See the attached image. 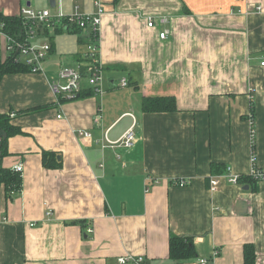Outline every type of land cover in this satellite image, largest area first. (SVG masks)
Listing matches in <instances>:
<instances>
[{"label": "crops", "instance_id": "0c3cea01", "mask_svg": "<svg viewBox=\"0 0 264 264\" xmlns=\"http://www.w3.org/2000/svg\"><path fill=\"white\" fill-rule=\"evenodd\" d=\"M101 1V94L57 104L50 84L84 50L70 30L49 31L41 71L1 78L0 113L13 112L22 133L8 137L0 165L22 170L19 191L0 188V264H120L126 255L190 263L169 258L170 233L191 236L195 256L213 264H244V244L264 264V180L224 179L264 168V0ZM24 4L95 11L93 0H0V14L16 17ZM154 96H173L177 110L141 111ZM130 127L132 147L101 146ZM42 151L61 166L43 167Z\"/></svg>", "mask_w": 264, "mask_h": 264}, {"label": "built area", "instance_id": "2783aa9c", "mask_svg": "<svg viewBox=\"0 0 264 264\" xmlns=\"http://www.w3.org/2000/svg\"><path fill=\"white\" fill-rule=\"evenodd\" d=\"M60 1V0H59ZM95 11L92 13L65 14L59 10L52 14L49 9H35L30 5H22L19 9L18 16L20 26H10L0 18V49L4 54L9 55L15 62L27 67L30 72H39L42 70V62L49 53L51 46L47 39L45 31H54L58 28L63 30H78L80 36L85 40L84 50L79 56L75 67H61L57 74L56 80H52L50 89L57 98V104L60 105L61 100L73 99L80 95L85 89H89L94 94L103 92V75L102 66L99 59V27L101 23V15L104 12V5L101 0H93ZM260 9V8H258ZM165 18L157 20L149 18L147 26L152 27L156 23H166ZM167 30L159 33L160 38H165ZM264 65V60L261 62ZM120 86L127 85V79L122 78L119 82ZM10 112V116H14ZM60 117V114L57 115ZM99 116H95L94 121L99 122ZM76 134L80 137L91 138L89 131L77 129ZM253 133L251 132L252 140ZM106 145L115 143L122 144L124 147H132L135 143V135L132 127L124 132V134L115 141H110L105 137ZM254 154L252 160L254 161ZM16 172H21L22 164L18 163L13 167ZM250 179L254 182L264 180V168L256 166L250 172ZM224 179L231 184H237L239 177L237 175L226 174ZM188 183L186 179L173 180L174 185L185 186ZM220 183L219 176L211 177L209 180L210 190H215ZM47 215L50 211L47 210ZM34 225V224H31ZM91 229L88 228V232ZM213 257L195 256L188 264H213ZM120 264H148L147 260L142 256L126 255L118 257Z\"/></svg>", "mask_w": 264, "mask_h": 264}, {"label": "trees", "instance_id": "16d2710c", "mask_svg": "<svg viewBox=\"0 0 264 264\" xmlns=\"http://www.w3.org/2000/svg\"><path fill=\"white\" fill-rule=\"evenodd\" d=\"M118 0H113V3H116ZM0 18L8 23L10 26H20V20L17 17L4 16L0 14ZM56 30H63V28H58ZM70 32L79 33L78 30H71ZM45 34H49V31L46 30ZM83 42L85 40L83 39ZM2 50L0 49V81L1 78L6 74L28 72L27 67L22 64L15 62L11 56L4 54V57L1 55ZM91 91L87 89L84 94V91L80 95H88ZM63 101V100H61ZM253 105L251 104V117H253ZM40 109V106L29 108L24 110V113H29ZM175 98L173 96H154V97H143L141 100V111L143 112H172L176 111ZM10 112L7 114L0 113V129L4 130L6 133V138L4 140L0 139V152L1 156H4L8 153L7 151V139L10 136L21 134L22 131L19 126L11 123ZM252 131H254L252 124ZM253 143V141H252ZM254 145V144H253ZM254 154V152H253ZM42 165L45 168H59L61 166L60 159H57L58 155L42 151ZM54 155H56L54 157ZM1 158V157H0ZM239 182L248 180L252 181L248 177H240ZM173 184V182L171 181ZM3 188L7 194H10L14 191H19L21 188V175L19 172L14 171L13 169L4 168L0 165V188ZM168 252L169 258L175 262L189 260L194 258L196 255L193 238L191 236H178L173 233L169 234L168 242ZM243 261L244 264H255L256 262V253L254 246L252 244H244L243 246Z\"/></svg>", "mask_w": 264, "mask_h": 264}, {"label": "water", "instance_id": "95a60500", "mask_svg": "<svg viewBox=\"0 0 264 264\" xmlns=\"http://www.w3.org/2000/svg\"><path fill=\"white\" fill-rule=\"evenodd\" d=\"M49 1H50V3H51L52 6H53V2H54V0H49ZM5 138H6V133H5V131L2 130V129H0V139L4 140ZM0 157H1V152H0Z\"/></svg>", "mask_w": 264, "mask_h": 264}, {"label": "rangeland", "instance_id": "374dc122", "mask_svg": "<svg viewBox=\"0 0 264 264\" xmlns=\"http://www.w3.org/2000/svg\"><path fill=\"white\" fill-rule=\"evenodd\" d=\"M75 34V33H74ZM73 65V64H72ZM66 67H72V66H66ZM73 67H75V65L73 66ZM56 74V73H55Z\"/></svg>", "mask_w": 264, "mask_h": 264}]
</instances>
